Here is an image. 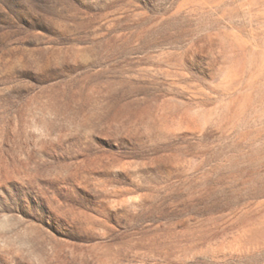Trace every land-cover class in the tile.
Masks as SVG:
<instances>
[{
	"label": "rangeland",
	"instance_id": "374dc122",
	"mask_svg": "<svg viewBox=\"0 0 264 264\" xmlns=\"http://www.w3.org/2000/svg\"><path fill=\"white\" fill-rule=\"evenodd\" d=\"M264 0H0V264H264Z\"/></svg>",
	"mask_w": 264,
	"mask_h": 264
},
{
	"label": "bare ground",
	"instance_id": "6f19581e",
	"mask_svg": "<svg viewBox=\"0 0 264 264\" xmlns=\"http://www.w3.org/2000/svg\"><path fill=\"white\" fill-rule=\"evenodd\" d=\"M259 13H264V6H263V8H261V10L259 11Z\"/></svg>",
	"mask_w": 264,
	"mask_h": 264
}]
</instances>
